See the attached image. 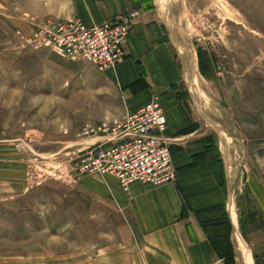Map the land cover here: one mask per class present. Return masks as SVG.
<instances>
[{"label":"rangeland","instance_id":"rangeland-1","mask_svg":"<svg viewBox=\"0 0 264 264\" xmlns=\"http://www.w3.org/2000/svg\"><path fill=\"white\" fill-rule=\"evenodd\" d=\"M148 1L174 46L178 98L232 186L239 227L215 235L216 253L226 264H264V0ZM73 3L0 0V264L132 262L124 216L75 171L91 141L85 126L123 112L114 72L35 37L45 21L76 16Z\"/></svg>","mask_w":264,"mask_h":264},{"label":"crops","instance_id":"crops-1","mask_svg":"<svg viewBox=\"0 0 264 264\" xmlns=\"http://www.w3.org/2000/svg\"><path fill=\"white\" fill-rule=\"evenodd\" d=\"M70 5L73 10L68 12L86 23L129 17L125 57L113 73L124 99L122 114L158 97L167 117L163 134L177 170L174 183H135L127 194L112 178L86 176L81 181L95 190L98 201H107L124 216L131 237L129 264H226L214 246L215 235L226 227L230 233L239 227L230 211L232 186L224 184L225 162L219 169L215 161L221 156L210 158L217 149L178 98L182 76L174 63L172 41L163 30L161 10L148 0H75Z\"/></svg>","mask_w":264,"mask_h":264},{"label":"built area","instance_id":"built-area-1","mask_svg":"<svg viewBox=\"0 0 264 264\" xmlns=\"http://www.w3.org/2000/svg\"><path fill=\"white\" fill-rule=\"evenodd\" d=\"M35 33L39 45L69 61H84L114 72L125 57L129 17L87 24L78 16L47 20ZM167 117L158 97L117 117H104L80 135L89 141L77 157L75 171L83 176L112 178L125 193L135 183L162 186L177 179L170 143L164 136Z\"/></svg>","mask_w":264,"mask_h":264},{"label":"bare ground","instance_id":"bare-ground-1","mask_svg":"<svg viewBox=\"0 0 264 264\" xmlns=\"http://www.w3.org/2000/svg\"><path fill=\"white\" fill-rule=\"evenodd\" d=\"M163 2V1H162ZM161 2V3H162ZM164 5V4H163ZM159 7V6H158ZM162 9V8H161ZM178 45V44H177ZM182 52V51H181ZM193 56V55H192ZM194 58V57H193ZM190 59V58H189ZM191 61V60H190ZM190 61H188V63H190ZM194 65H195V62H194ZM184 71H185V76H186V79H187V81L189 82V84H190V86L192 87V89H193V92H194V94H195V96H196V98H199V96H198V90H197V86H196V80H195V73H194V70H193V68L190 66V65H187L186 64V66H185V69H184ZM196 71V70H195ZM199 102V101H198ZM204 113V112H203ZM232 207H233V204L231 205ZM234 208V207H233ZM245 259V258H244ZM252 259V258H251ZM246 262H250V260L249 259H246Z\"/></svg>","mask_w":264,"mask_h":264}]
</instances>
